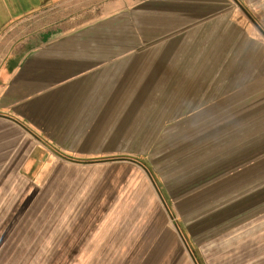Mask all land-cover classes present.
Segmentation results:
<instances>
[{
	"label": "crops",
	"instance_id": "obj_1",
	"mask_svg": "<svg viewBox=\"0 0 264 264\" xmlns=\"http://www.w3.org/2000/svg\"><path fill=\"white\" fill-rule=\"evenodd\" d=\"M237 1L264 31V0ZM247 14L0 0V264H264V205L227 228L208 199L264 192V34Z\"/></svg>",
	"mask_w": 264,
	"mask_h": 264
},
{
	"label": "rangeland",
	"instance_id": "obj_2",
	"mask_svg": "<svg viewBox=\"0 0 264 264\" xmlns=\"http://www.w3.org/2000/svg\"><path fill=\"white\" fill-rule=\"evenodd\" d=\"M243 8H244V10L247 11V9L245 7H243ZM47 11H49V10L46 9V8L41 10V12H43V13L44 12L46 13ZM63 14H64L63 12L60 13V12H58V10L57 11L56 10H51V12H49V15H51L49 20L52 21V22L53 21L54 22L64 21V20L67 19V17H66V15L64 16ZM34 15L36 16V15H40V14L39 13H34ZM246 19H247V17H246ZM247 21H249V20L247 19ZM41 24H45V18H36V22H35L34 25L40 26ZM8 43L9 42L6 41L4 46H1L0 54H3V52L5 51L4 47ZM178 132H179V130L177 131V133ZM183 133H184V131H183ZM176 196H178V197L176 198ZM182 196H184V195L172 194V198H173L172 201L177 202V204L178 203H183V202H186V201H191V202L199 204L200 201H201V197L200 198H194V197L193 198L192 197L185 198L184 197L181 200L180 198ZM216 197H217V199H216ZM233 197H236V195L235 196L233 194H223V195L222 194H219V195L218 194L217 195L216 194H209L208 195L209 201L210 200H214V201H219V202H224L225 203V205H224L225 207H224L223 213L222 214H218L217 216L219 217V219H222V221H220L221 222V226H224V227L226 226L227 228H228V225H230L233 221L235 223L236 220H238L239 218L242 219L243 217L248 216V209H246L247 206H243L241 204V208L240 209H234L233 210V207H232L233 203H236V199H234ZM241 197H242V195H240V196H238L236 198H237V200H240V202H241ZM165 212H166V217L169 219V221L171 223V221L174 220L173 219V214L171 212H169V211H165ZM172 228H173V224H172Z\"/></svg>",
	"mask_w": 264,
	"mask_h": 264
},
{
	"label": "trees",
	"instance_id": "obj_3",
	"mask_svg": "<svg viewBox=\"0 0 264 264\" xmlns=\"http://www.w3.org/2000/svg\"><path fill=\"white\" fill-rule=\"evenodd\" d=\"M243 180H248V179H243ZM264 180V179H263ZM260 180L258 182H261V186L264 187V181ZM244 183V181H242ZM240 195H242L241 197V204L243 206H247L246 209H248V207H252V208H257L258 211L260 209H263L261 207H263L264 205V192H258V193H241ZM239 195V196H240ZM250 209H248V213H249ZM263 210H261L262 212Z\"/></svg>",
	"mask_w": 264,
	"mask_h": 264
},
{
	"label": "water",
	"instance_id": "obj_4",
	"mask_svg": "<svg viewBox=\"0 0 264 264\" xmlns=\"http://www.w3.org/2000/svg\"><path fill=\"white\" fill-rule=\"evenodd\" d=\"M237 4H238V6L245 12V14H247V12L244 10V8L240 5V3L237 1V0H234ZM248 15V14H247ZM248 17H249V15H248ZM250 19H251V17H249ZM252 20V19H251ZM252 22L256 25V27L260 30V32H262V34H264V31L252 20ZM155 186V185H154ZM161 200H162V198H161ZM162 202H163V200H162Z\"/></svg>",
	"mask_w": 264,
	"mask_h": 264
}]
</instances>
